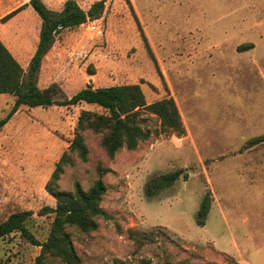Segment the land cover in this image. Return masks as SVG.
I'll return each instance as SVG.
<instances>
[{
  "label": "rangeland",
  "instance_id": "1",
  "mask_svg": "<svg viewBox=\"0 0 264 264\" xmlns=\"http://www.w3.org/2000/svg\"><path fill=\"white\" fill-rule=\"evenodd\" d=\"M25 2L0 0V40L24 68L40 17L31 6L1 17ZM123 83H137L146 102L171 96L184 133H167L144 110L149 136L137 147L110 158L99 134L85 130L82 160L68 144L79 110L93 105H20L0 127V220L30 209L28 227L45 239L52 214L38 210L55 205L45 184L67 150L62 190L75 181L87 188L106 169V215L88 233L66 228L82 264H264V142L246 146L264 133V0H104L98 18L55 34L37 74L38 87L54 85L60 99L86 85ZM13 99L0 95V118ZM176 169L187 177L147 194L150 178ZM207 190L212 208L198 225ZM128 228L151 241L136 243ZM39 250L12 232L0 238V264H35ZM44 264L62 263L47 257Z\"/></svg>",
  "mask_w": 264,
  "mask_h": 264
},
{
  "label": "trees",
  "instance_id": "2",
  "mask_svg": "<svg viewBox=\"0 0 264 264\" xmlns=\"http://www.w3.org/2000/svg\"><path fill=\"white\" fill-rule=\"evenodd\" d=\"M27 5H30L37 13L41 23L38 40L26 68L0 40V93H8L14 97L9 112L0 118V127L20 105L44 108L52 105L69 106L81 103L93 105L91 109L79 110L73 127V137L68 144V151H74L82 160L86 159L88 153L83 136L85 130L99 134L100 144L110 158L123 147L128 149L137 147L139 141L149 136V131L142 126L144 117L141 116V112L144 110L153 113L167 133L177 135L184 133L185 128L174 99L166 96L146 102L143 91L137 83L98 87L86 85L61 99L55 97L57 89L54 85L45 89L39 88L37 74L41 60L52 45L55 34L63 28L75 27L87 19L98 18L103 10L104 0H95L86 10L75 0H64L60 10L49 8L42 0H28L2 16L1 21L9 19ZM140 32L146 41L141 29ZM262 142H264V133L250 138L246 146ZM68 162H70V155L66 150L55 163L50 178L45 184L46 190L55 199V205H44L38 210L40 215L52 214L44 240L36 238L28 227V220L33 214L30 209L12 211L0 220V238L17 232L29 243L40 247L34 259L35 264H44L47 257L58 260L62 264H82L66 228L73 226L81 232L88 233L97 228L98 218L106 215L101 207V200L106 189L101 174L106 169L102 168L99 176L87 188H83L78 181H75L72 190H62L57 182ZM179 176L187 177L184 169H176L150 178L146 184L147 194L152 195L168 187ZM210 204L211 192L207 190L199 202L195 217L196 224L205 223ZM127 233L131 239L140 244L152 239L150 234L137 233L130 228L127 229Z\"/></svg>",
  "mask_w": 264,
  "mask_h": 264
},
{
  "label": "crops",
  "instance_id": "3",
  "mask_svg": "<svg viewBox=\"0 0 264 264\" xmlns=\"http://www.w3.org/2000/svg\"><path fill=\"white\" fill-rule=\"evenodd\" d=\"M28 1V0H25ZM46 6H48L49 8H53L55 7L54 5H57V3L62 4L64 0H42ZM79 5L80 2H82V0H75ZM30 6V5H27ZM81 6V5H80ZM18 12V11H17ZM16 12V13H17ZM12 17V16H11ZM15 57V56H14ZM16 58V57H15ZM0 95H6V93H0ZM215 199L212 200V203H214ZM210 208H212V205H210ZM210 210V209H209Z\"/></svg>",
  "mask_w": 264,
  "mask_h": 264
},
{
  "label": "built area",
  "instance_id": "4",
  "mask_svg": "<svg viewBox=\"0 0 264 264\" xmlns=\"http://www.w3.org/2000/svg\"><path fill=\"white\" fill-rule=\"evenodd\" d=\"M97 31H98V33H100V32H101V30H100V29H98Z\"/></svg>",
  "mask_w": 264,
  "mask_h": 264
}]
</instances>
